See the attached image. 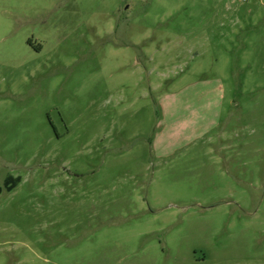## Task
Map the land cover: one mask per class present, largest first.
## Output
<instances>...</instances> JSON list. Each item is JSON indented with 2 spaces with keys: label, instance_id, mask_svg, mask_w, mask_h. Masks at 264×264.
Returning a JSON list of instances; mask_svg holds the SVG:
<instances>
[{
  "label": "rangeland",
  "instance_id": "374dc122",
  "mask_svg": "<svg viewBox=\"0 0 264 264\" xmlns=\"http://www.w3.org/2000/svg\"><path fill=\"white\" fill-rule=\"evenodd\" d=\"M0 182V264H264V0H0Z\"/></svg>",
  "mask_w": 264,
  "mask_h": 264
},
{
  "label": "trees",
  "instance_id": "16d2710c",
  "mask_svg": "<svg viewBox=\"0 0 264 264\" xmlns=\"http://www.w3.org/2000/svg\"><path fill=\"white\" fill-rule=\"evenodd\" d=\"M19 181H20L19 176L13 177L9 175L4 179L3 185L8 191H10L18 184ZM1 191H2V186L0 182V193Z\"/></svg>",
  "mask_w": 264,
  "mask_h": 264
}]
</instances>
